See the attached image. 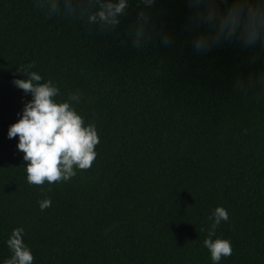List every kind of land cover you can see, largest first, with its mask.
<instances>
[{"label":"trees","instance_id":"1","mask_svg":"<svg viewBox=\"0 0 264 264\" xmlns=\"http://www.w3.org/2000/svg\"><path fill=\"white\" fill-rule=\"evenodd\" d=\"M141 11L152 39L137 50L128 30ZM196 15L189 0H129L102 31L36 0H0V264L16 227L34 264H213L204 240L217 206L229 220L216 234L233 247L219 264H264V44L198 52L194 38L214 31ZM33 61L65 98L81 91L75 107L100 136L89 170L42 187L8 138L32 99L13 81Z\"/></svg>","mask_w":264,"mask_h":264},{"label":"clouds","instance_id":"2","mask_svg":"<svg viewBox=\"0 0 264 264\" xmlns=\"http://www.w3.org/2000/svg\"><path fill=\"white\" fill-rule=\"evenodd\" d=\"M37 7L47 9L49 16L63 13L66 17L80 19L89 28L97 26L100 30H114L128 9L129 0H36ZM150 8L156 0H141ZM227 3L228 0H219ZM197 9L195 22L206 24L214 31L213 35L201 33L193 40L198 52L207 51L222 41L238 39L245 47L264 44V0H232L226 10L218 8V0H189ZM203 6L202 10L201 7ZM151 16L146 11L139 12L136 22L129 27L128 37L133 48L142 49L152 36L148 31ZM161 43L168 45L171 37L161 36ZM35 61L19 68L26 78L14 79V85L31 94L32 99L24 104L17 122L10 125L8 138L19 137L17 148L23 153L26 162L27 183L42 187L45 184H60L70 181L77 170L87 171L96 161V148L100 136L95 123H85L76 105L81 102L79 89L68 92L66 98L52 79L45 81L37 71H31ZM264 79V78H262ZM49 187L45 191H51ZM41 211L51 206V199L38 201ZM204 240L213 264L222 258L230 257L233 247L229 239L218 237L216 229L221 222L229 220V213L223 206H217ZM24 228L12 230L6 243L11 252L3 264H34V255L24 242ZM215 237V239H214Z\"/></svg>","mask_w":264,"mask_h":264}]
</instances>
